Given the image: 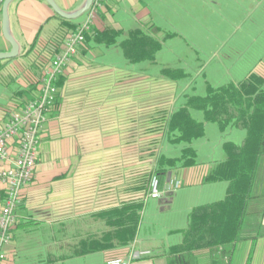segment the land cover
Wrapping results in <instances>:
<instances>
[{
  "label": "crops",
  "instance_id": "crops-1",
  "mask_svg": "<svg viewBox=\"0 0 264 264\" xmlns=\"http://www.w3.org/2000/svg\"><path fill=\"white\" fill-rule=\"evenodd\" d=\"M55 2L70 13L86 3L85 0ZM103 2L93 15L90 29L101 32L110 26L122 30L118 41L127 38L130 31L141 29L160 40L162 46L154 61L145 59L134 63L125 56L121 44L107 46L90 38L63 67L58 102L44 125L34 177L22 190L12 239L4 248V264H107L118 259L128 264H189L191 261H195L194 264H245L251 239L237 243L231 263L223 253L212 248L179 253L170 250L183 241L182 233L177 230L187 227L190 210L195 205L188 211L184 225L174 220L165 224L163 237L152 229L145 231L142 218L129 244L71 256L85 239L107 231L98 212L121 207L129 201L126 197L119 204L98 208L94 201L96 189L92 185L97 173L95 167L102 169L105 164L107 168L110 162L119 161L120 156L134 162L135 152L139 154L140 139L154 137L156 126L164 124L165 113L174 111L186 101L187 87L179 84L181 80L170 81L163 74V68L173 67L159 57L166 41L176 36L186 38L196 22L199 27L214 24L213 32L224 40L229 34L220 32L222 20L230 18L240 29L245 21L254 24L259 21L260 14L264 16V0ZM9 5V32L18 41L20 52L14 58L0 61V128L39 94L41 69L64 49L65 38L71 32L69 25L46 0H14ZM86 15L87 11L75 19L76 27L86 20ZM1 18L2 12L0 53L12 50L3 34ZM205 28L202 33L207 36L211 30ZM167 34L173 35L166 38ZM169 84H172L171 89ZM154 95L164 96L154 101ZM203 118L204 114L197 119ZM9 147L14 157L16 144L11 143ZM113 151L119 159L108 158V153ZM212 162L199 161L197 165L171 171L172 175L165 179L162 196L155 198L159 199L158 209L163 211L171 207L175 201L174 188L184 179L189 186L193 183L205 185L203 178ZM9 163L0 162V168ZM2 191L0 183V193ZM147 204L148 201L141 211L142 216ZM247 210L249 214L263 213L260 222L246 218L243 236L258 235L250 264H264V193L251 198ZM136 251L145 253L135 258Z\"/></svg>",
  "mask_w": 264,
  "mask_h": 264
},
{
  "label": "trees",
  "instance_id": "trees-1",
  "mask_svg": "<svg viewBox=\"0 0 264 264\" xmlns=\"http://www.w3.org/2000/svg\"><path fill=\"white\" fill-rule=\"evenodd\" d=\"M1 12L2 5H0V15ZM62 18L71 28L70 31L76 28L75 19ZM122 33V30L113 29L110 26L105 27L101 32L88 29L84 43L91 38L97 44L103 43L107 46L121 44L125 56L134 63L145 59L151 61L156 59L155 56L162 46L160 40L144 30L135 29L129 32L127 38L118 41ZM172 35L167 34L166 38ZM53 57L49 60L51 61ZM44 68L45 66L41 69V79ZM162 71L171 80L185 79L189 75L188 71L174 66L165 67ZM62 78L60 74L55 83L57 88ZM57 96L55 103L58 102ZM185 98L184 104L172 112L165 113L164 124H162L167 132V141L175 146L183 145L181 152L176 156L160 154L154 167L157 176L161 177L164 174L166 179L170 171L199 164V155L194 142L204 137L206 123L218 124L222 132L234 127L243 129L245 136L240 143L234 140L224 142L225 157L219 161H213L203 178V183L227 182L225 197L193 206L188 216L187 227L177 230L182 233L183 241L171 247L170 250L179 253L212 248L223 253L231 263L237 243L244 239H251L252 245L245 263L250 264L258 235L246 237L243 236V231L249 215L248 203L255 197L252 190L264 156V75L252 71L238 82L232 81L216 87L208 85L205 94L188 92ZM193 110L202 112L203 120H198ZM5 194V191L0 193V202L3 201ZM145 203L141 197L133 202L129 200L121 207L114 206L98 212L97 215L106 223L107 231L85 239L78 248L74 249L71 256L129 244L138 232L142 219L141 211ZM121 218L123 220H120Z\"/></svg>",
  "mask_w": 264,
  "mask_h": 264
},
{
  "label": "rangeland",
  "instance_id": "rangeland-1",
  "mask_svg": "<svg viewBox=\"0 0 264 264\" xmlns=\"http://www.w3.org/2000/svg\"><path fill=\"white\" fill-rule=\"evenodd\" d=\"M226 19L222 20L223 27H221L220 32L223 30V34H229L227 39L223 40L219 38L222 36L213 32L214 24L204 25L208 27L209 31L211 30L210 34L205 36L202 31H205L206 28L199 27L198 22H196L186 38L176 36L167 40L160 52L161 61L188 71L187 78L181 79L179 83L182 87H187V93L205 94L208 85L216 87L232 81L238 82L250 72L256 71L257 68L260 70L258 72L264 75V16L260 14L259 21L254 24L245 21L239 26L240 29L234 23L232 24L233 20ZM233 29H235L234 32H232ZM237 29L238 31H236ZM171 87L172 84L170 89ZM163 96L154 95L153 99L158 101ZM169 97L171 96L169 95ZM194 115L197 118L203 117V113L200 111L195 112ZM206 126V135L194 142L200 162L221 159L225 155V151H223L224 142L234 140L240 143L245 136L243 129L234 127L222 132L216 123H208ZM156 131L154 137L140 139L139 154L137 155L135 152L136 160L134 162L127 159L123 160L121 156L119 159L114 151L113 153L109 152V159L118 158L119 161L110 162L107 168L105 164H102V169L95 167L97 173L92 185L96 189L94 201L98 208L99 206L108 207L119 204L126 197L128 200L142 197L145 202L148 201V208L142 216L145 222V231L152 229L163 237L165 224L174 220L178 223L182 222L184 225L188 211L193 205L224 198L228 184L223 181L205 183V185L193 183L189 186L184 179L183 183H177L174 188L175 201L171 207L160 211L157 207L159 199L149 196L150 187L155 178L159 180V189L160 186L162 187L160 191L165 185V175L159 177L154 172L157 158L162 153L168 156H176L181 152L183 145L175 146L167 141V132L163 125L156 126ZM135 150L137 149L135 148ZM261 160L260 170L256 178L257 182L252 190V194L258 197L264 193V156ZM262 214V212L254 213L247 217L248 220L256 219L260 222ZM194 262L191 261L189 264H194Z\"/></svg>",
  "mask_w": 264,
  "mask_h": 264
},
{
  "label": "built area",
  "instance_id": "built-area-1",
  "mask_svg": "<svg viewBox=\"0 0 264 264\" xmlns=\"http://www.w3.org/2000/svg\"><path fill=\"white\" fill-rule=\"evenodd\" d=\"M104 0H93L87 11L86 20L73 29L65 38L64 49L56 54L45 65L42 73L40 91L38 96L30 100L24 109L14 115L0 128V183L6 192L0 202V264L5 263L6 253L4 248L12 239L11 229L17 222L16 209L21 204L22 190L34 177L40 142L43 136L44 125L48 115L55 106V98L59 91L56 81L63 67L77 54L85 42L86 30L90 29L93 15L103 5ZM3 0H0V5ZM15 143L17 153L11 157L10 144ZM158 179L151 184L150 197L161 196ZM145 252L136 251L134 257H142ZM107 264H128L121 259L108 261Z\"/></svg>",
  "mask_w": 264,
  "mask_h": 264
},
{
  "label": "water",
  "instance_id": "water-1",
  "mask_svg": "<svg viewBox=\"0 0 264 264\" xmlns=\"http://www.w3.org/2000/svg\"><path fill=\"white\" fill-rule=\"evenodd\" d=\"M14 0H3L2 2V31L5 36V38L10 42L12 50L8 52H2L0 53V60L4 58H14L16 57L20 52V47L18 44V41L15 40V38L12 36V34L9 32V4ZM48 4L52 6L54 11L58 13L61 17L67 18L69 20L77 19L83 14L86 13L90 9V7L93 4V0H85V4L80 7L79 9L70 12L64 11L58 3L55 2V0H46ZM169 177L172 175V172H169Z\"/></svg>",
  "mask_w": 264,
  "mask_h": 264
}]
</instances>
